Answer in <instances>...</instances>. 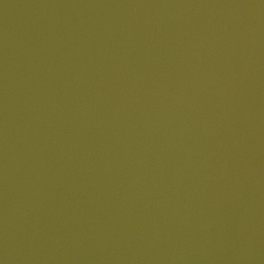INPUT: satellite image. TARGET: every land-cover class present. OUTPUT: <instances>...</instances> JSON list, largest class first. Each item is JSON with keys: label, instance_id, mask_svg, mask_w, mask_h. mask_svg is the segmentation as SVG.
I'll use <instances>...</instances> for the list:
<instances>
[{"label": "water", "instance_id": "1", "mask_svg": "<svg viewBox=\"0 0 264 264\" xmlns=\"http://www.w3.org/2000/svg\"><path fill=\"white\" fill-rule=\"evenodd\" d=\"M0 264H264V0H0Z\"/></svg>", "mask_w": 264, "mask_h": 264}]
</instances>
